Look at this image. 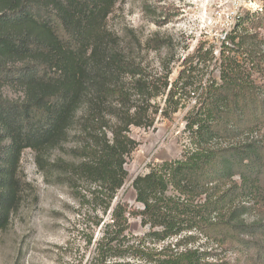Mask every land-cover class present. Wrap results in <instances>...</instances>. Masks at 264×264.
Returning a JSON list of instances; mask_svg holds the SVG:
<instances>
[{
	"label": "trees",
	"instance_id": "1",
	"mask_svg": "<svg viewBox=\"0 0 264 264\" xmlns=\"http://www.w3.org/2000/svg\"><path fill=\"white\" fill-rule=\"evenodd\" d=\"M121 1L0 0V88L19 93L0 92V232L18 208L29 149L46 180L93 206L85 264H264V10L238 18L217 50L200 42L170 82L169 64L147 74L108 28ZM192 99L180 158L135 177L141 209L114 204L137 148L129 129H150ZM66 145L69 160L48 158ZM129 218L146 232L130 234Z\"/></svg>",
	"mask_w": 264,
	"mask_h": 264
},
{
	"label": "rangeland",
	"instance_id": "2",
	"mask_svg": "<svg viewBox=\"0 0 264 264\" xmlns=\"http://www.w3.org/2000/svg\"><path fill=\"white\" fill-rule=\"evenodd\" d=\"M260 10H264V0H123L108 17L107 26L119 37L120 43L137 56L147 74H155L160 64H169V81L173 82L183 57L191 54L200 42L213 43L217 50L218 42L238 18ZM259 34L260 38L264 36L262 30ZM151 38L166 39L169 46L146 51L144 42ZM209 72L204 71L202 75L206 78ZM197 76L199 79L201 74ZM213 76L217 79V73ZM254 78L260 81L258 75ZM0 92L9 98L19 96L8 87H1ZM193 101H186L169 119L157 116L150 129H129V136L137 142V148L126 159L128 176L117 192L114 204L119 202L131 210L141 209L135 201L131 183L135 177L146 174L149 167L180 158L188 144L183 133L184 118ZM228 143L233 142H221L220 145ZM4 146L5 143H0V148ZM67 149L66 145L63 151L50 152L47 157L69 160ZM3 162L1 153L0 170ZM16 181L19 205L6 230L0 232V264H85L91 253V248L84 244L90 234L86 224L92 220L93 206L84 204L80 207L70 190L57 183L55 175L46 180L29 149L21 154ZM129 227L134 236L147 230L139 218H129ZM98 236L99 230H95L94 239Z\"/></svg>",
	"mask_w": 264,
	"mask_h": 264
},
{
	"label": "built area",
	"instance_id": "3",
	"mask_svg": "<svg viewBox=\"0 0 264 264\" xmlns=\"http://www.w3.org/2000/svg\"><path fill=\"white\" fill-rule=\"evenodd\" d=\"M261 11V10H260Z\"/></svg>",
	"mask_w": 264,
	"mask_h": 264
}]
</instances>
